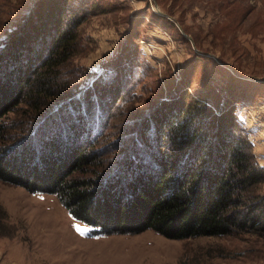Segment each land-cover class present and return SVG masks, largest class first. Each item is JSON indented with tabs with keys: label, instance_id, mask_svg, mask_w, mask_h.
Here are the masks:
<instances>
[{
	"label": "trees",
	"instance_id": "1",
	"mask_svg": "<svg viewBox=\"0 0 264 264\" xmlns=\"http://www.w3.org/2000/svg\"><path fill=\"white\" fill-rule=\"evenodd\" d=\"M56 1L34 12L32 25L30 19L20 24V35L0 50V181L54 193L94 234L151 229L173 239L264 236V166L238 106L214 85L194 96L186 89L160 95L149 110L150 130L145 124L132 133L128 157L123 148L119 166L88 173L97 161L92 145L109 125L100 103L93 116L86 112L92 104L79 97L88 86L70 91L60 79L78 48L83 14L71 12L72 0ZM235 1L243 17L247 0ZM111 92L116 85L107 96ZM76 104V111L88 107L85 120L66 114ZM56 110L62 115L49 117ZM119 171L127 179L115 192ZM5 215L0 205V236L12 235Z\"/></svg>",
	"mask_w": 264,
	"mask_h": 264
},
{
	"label": "rangeland",
	"instance_id": "2",
	"mask_svg": "<svg viewBox=\"0 0 264 264\" xmlns=\"http://www.w3.org/2000/svg\"><path fill=\"white\" fill-rule=\"evenodd\" d=\"M71 3V12L83 14V22L77 28L78 48L60 79L70 91L88 86L79 97L87 95L92 104L85 111L93 116L100 103L109 125L92 145L97 161L89 174L119 166L128 157L135 149L136 129L146 124L145 131L150 130L149 110L170 90L179 94L186 89L194 96L214 85L232 97L233 105H241L239 97L246 96L244 111L245 103L264 102L259 99L264 93V0H247L243 17L235 12V0ZM55 5L54 0H0V50L20 24L38 21L34 12ZM113 85L116 92L107 96ZM75 109L77 104L66 114L85 120V111ZM59 114L51 111L49 117ZM126 179L119 171L115 192ZM0 205L12 228V235L0 236V264H264V236L253 232L183 239L151 229L94 234L54 193L2 181Z\"/></svg>",
	"mask_w": 264,
	"mask_h": 264
},
{
	"label": "crops",
	"instance_id": "3",
	"mask_svg": "<svg viewBox=\"0 0 264 264\" xmlns=\"http://www.w3.org/2000/svg\"><path fill=\"white\" fill-rule=\"evenodd\" d=\"M242 117L251 128V140L258 161L264 166V102L248 105L242 110Z\"/></svg>",
	"mask_w": 264,
	"mask_h": 264
},
{
	"label": "built area",
	"instance_id": "4",
	"mask_svg": "<svg viewBox=\"0 0 264 264\" xmlns=\"http://www.w3.org/2000/svg\"><path fill=\"white\" fill-rule=\"evenodd\" d=\"M237 105L239 106V109L241 108L242 110H243V105L241 104V105H239L238 103H237ZM245 109V108H244ZM263 128V130H264V127H262Z\"/></svg>",
	"mask_w": 264,
	"mask_h": 264
}]
</instances>
